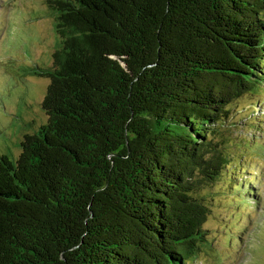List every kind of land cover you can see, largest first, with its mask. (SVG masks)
Segmentation results:
<instances>
[{
	"label": "trees",
	"instance_id": "trees-1",
	"mask_svg": "<svg viewBox=\"0 0 264 264\" xmlns=\"http://www.w3.org/2000/svg\"><path fill=\"white\" fill-rule=\"evenodd\" d=\"M47 2L51 63L19 69L45 93L0 154V264H198L201 190L264 122L233 121L264 91V0Z\"/></svg>",
	"mask_w": 264,
	"mask_h": 264
},
{
	"label": "rangeland",
	"instance_id": "rangeland-1",
	"mask_svg": "<svg viewBox=\"0 0 264 264\" xmlns=\"http://www.w3.org/2000/svg\"><path fill=\"white\" fill-rule=\"evenodd\" d=\"M54 21L47 0H0V154L12 153L7 134L18 126V115H31L23 107L22 95L26 93L34 102L45 93L47 79L19 75V69L31 62L51 63L58 41ZM250 104L264 119V91H259L235 104L233 121L243 123L241 118L253 110ZM260 124L258 131H233V141L241 135L249 141L244 143V153L234 155L241 167L230 165L220 180L201 190L211 212L204 224L208 244L198 264H264V122ZM232 173L239 179L231 182ZM244 187L254 193L245 192ZM242 195L249 204L241 203Z\"/></svg>",
	"mask_w": 264,
	"mask_h": 264
}]
</instances>
